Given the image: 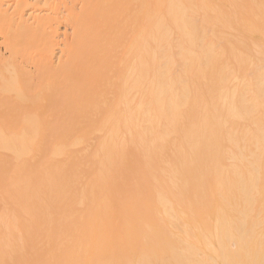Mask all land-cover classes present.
Wrapping results in <instances>:
<instances>
[{
  "label": "bare ground",
  "instance_id": "1",
  "mask_svg": "<svg viewBox=\"0 0 264 264\" xmlns=\"http://www.w3.org/2000/svg\"><path fill=\"white\" fill-rule=\"evenodd\" d=\"M0 38V264H120L158 241L107 218L264 198V0H0ZM217 244L182 258L262 264Z\"/></svg>",
  "mask_w": 264,
  "mask_h": 264
},
{
  "label": "rangeland",
  "instance_id": "2",
  "mask_svg": "<svg viewBox=\"0 0 264 264\" xmlns=\"http://www.w3.org/2000/svg\"><path fill=\"white\" fill-rule=\"evenodd\" d=\"M62 31L63 28L61 29V32ZM0 53L2 55L3 53L6 54V50L3 48L2 38H0ZM56 55L54 56L55 61H57V56L59 54ZM30 69H33V67ZM31 71L33 72L34 69ZM247 202L251 203V207L244 210L230 207L224 213L112 216L107 219H137L150 221L149 223L138 224L120 223L118 228H131L132 231H130V235L132 234L131 237L134 241L137 239L139 241L142 237H154L158 242L156 245H151L152 247L150 248L142 247L141 245L133 247V245L131 246L128 242L124 244L122 242L121 245H118L110 252V255L121 261L120 264H192V255L182 258L187 252L182 251L183 247L193 246L194 252L197 251L200 255L217 256L216 253L212 252L211 245L218 246L217 243H221V241H241V243L247 245L250 250L254 248L253 251L256 252L259 257L261 256L260 261L264 264V198L257 196ZM71 217L72 216L69 215L67 219L77 218L75 215ZM224 217L229 221L224 223L216 222L217 218ZM111 224L105 223L99 228H97V226L96 229L109 230L115 225L113 223ZM221 228H227L226 236L224 237L222 236ZM122 234L125 235V233ZM44 235L42 234V236ZM47 235L51 236L50 233ZM44 237H42V239ZM47 237L44 238V240H46ZM172 240L177 241L176 246L171 243ZM215 251L218 252L217 249H215Z\"/></svg>",
  "mask_w": 264,
  "mask_h": 264
}]
</instances>
